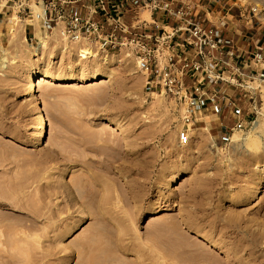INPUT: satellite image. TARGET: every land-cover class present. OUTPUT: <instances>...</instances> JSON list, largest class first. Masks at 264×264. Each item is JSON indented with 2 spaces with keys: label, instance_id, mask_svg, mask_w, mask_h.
Returning <instances> with one entry per match:
<instances>
[{
  "label": "rangeland",
  "instance_id": "obj_1",
  "mask_svg": "<svg viewBox=\"0 0 264 264\" xmlns=\"http://www.w3.org/2000/svg\"><path fill=\"white\" fill-rule=\"evenodd\" d=\"M230 1L256 6L264 27V0ZM1 4L0 264H264V135L252 127L264 120L263 84L230 144L192 130L180 145L179 114L147 92L127 50L40 28L38 46L25 33L34 20ZM31 73L75 77L37 81L40 143L25 88Z\"/></svg>",
  "mask_w": 264,
  "mask_h": 264
},
{
  "label": "built area",
  "instance_id": "obj_2",
  "mask_svg": "<svg viewBox=\"0 0 264 264\" xmlns=\"http://www.w3.org/2000/svg\"><path fill=\"white\" fill-rule=\"evenodd\" d=\"M6 1L17 9V16L34 20L41 30L52 32L59 27L61 36L67 40L87 41L106 51L127 50L144 77L147 92L165 97L179 114L181 126L177 140L180 145L190 142L191 131L204 115L222 112V100H227L226 89L243 91L255 102L262 80L255 68L264 70V49L259 47L249 61L239 59L238 42L223 33L228 23L200 18V11L220 10L230 0ZM67 4H77L76 10L69 11ZM239 8V15L244 16ZM245 11V15L255 14L257 7L251 5ZM128 12L136 25L125 22ZM141 12L160 14L175 24L148 22L140 17ZM96 15L100 18L95 19ZM148 26L153 27V32L130 31ZM256 82L258 85H254ZM245 127L238 118L227 132L216 136L214 143L230 144L233 132Z\"/></svg>",
  "mask_w": 264,
  "mask_h": 264
},
{
  "label": "crops",
  "instance_id": "obj_3",
  "mask_svg": "<svg viewBox=\"0 0 264 264\" xmlns=\"http://www.w3.org/2000/svg\"><path fill=\"white\" fill-rule=\"evenodd\" d=\"M71 1V0H67ZM137 2V1H136ZM135 2V3H136ZM232 1H228V4L232 5ZM77 4L71 5L67 4L66 7L69 11L74 12L76 10ZM6 8H11V5H7ZM243 10V9H242ZM245 10L247 8H244L242 13L244 16L239 15V12L241 11L240 8L237 6V8L234 6L229 7H223L220 10L210 11L208 9L200 11V18L204 21H210V22H221L226 21L228 25L226 28H224L223 33L224 35H230L232 36L239 44V59H243L245 61L250 60L251 54H253L254 51H256L259 47L264 49V27L261 24L257 23L256 18H254V15L251 13H248V15ZM7 11V10H6ZM15 11V10H14ZM5 12L3 10L2 4H0V17L4 16ZM20 19H24L18 15ZM141 18L144 17V12L140 13ZM95 19H99L100 17L98 15L94 16ZM132 14L126 13L124 16L125 22L130 26L131 23L136 25L137 23L132 22ZM147 19L148 22H167L169 24H175V22L172 19H167L163 17L160 14H151L148 15ZM30 20V19H29ZM37 28H40V25L37 22H26L25 23V33L29 36L30 39L35 40L37 39L35 36V31ZM107 28H110V25H108ZM109 30V29H108ZM133 33H150L153 32V27L148 26L147 28H136L130 30ZM255 70H259L261 74V82L260 84H264V70L262 67L255 68ZM248 71V70H247ZM224 90V88H223ZM238 92L240 94L238 95ZM224 94L227 96V100H222V112L219 115L213 114V113H207L200 119V122L195 126L193 130L196 131H207L208 133L213 132L215 134V137L220 134L221 132H227L229 127L232 125H226L224 124V121L221 120L222 114H231L235 120L238 118L240 119V115L242 113H249L252 111V109L255 108V105L250 103V96L243 91H235L232 92L230 89H226L224 91ZM245 99L243 101V104L248 102L249 106L245 108V106L240 107V105L237 104L238 99ZM229 110L228 113L225 112V110ZM239 116V117H238Z\"/></svg>",
  "mask_w": 264,
  "mask_h": 264
},
{
  "label": "bare ground",
  "instance_id": "obj_4",
  "mask_svg": "<svg viewBox=\"0 0 264 264\" xmlns=\"http://www.w3.org/2000/svg\"><path fill=\"white\" fill-rule=\"evenodd\" d=\"M37 31L40 32V30H37ZM39 32H35V36L38 39V46H40V45L43 46L42 44L46 43L45 42L46 40H45V38H43L42 33L40 32L41 33L40 34ZM44 32H46V31H44ZM52 32H54L55 34H56V32H58V34H60V28L56 27ZM74 78L75 77H73L72 75L58 76V75H53V74H48V73H41V74L31 73L30 75L27 76V78L25 80V88H26V95H28L31 99L30 104H29V108L31 109V111L34 114L35 122H34L33 137H34L36 143H40L43 140L42 138H43V134H44V127L46 125L45 116H44V113L42 110L41 101L39 100V98L36 94V92H37V89H36L37 81L49 79V80L58 81L61 83H69L72 80H75ZM99 78H104V76H102L100 74H93L88 79L89 80H98ZM80 80L81 81L87 80V78L82 77ZM260 85H262V84H260ZM261 92H262L261 98H262L263 103H264V86H262ZM252 127H253V131H254L256 136H260L262 133L264 135V120H261V119L255 120L254 125ZM253 141H254L253 137H245V138L242 137V138H240V142L242 145H247L248 143L250 144V142L252 143ZM204 239H205V241L210 242L212 246L218 245L215 241H212L208 236H205Z\"/></svg>",
  "mask_w": 264,
  "mask_h": 264
}]
</instances>
